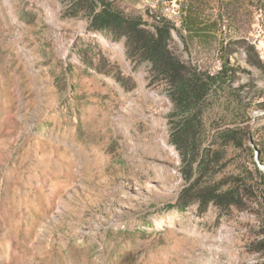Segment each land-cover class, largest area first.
Wrapping results in <instances>:
<instances>
[{
  "label": "rangeland",
  "instance_id": "obj_1",
  "mask_svg": "<svg viewBox=\"0 0 264 264\" xmlns=\"http://www.w3.org/2000/svg\"><path fill=\"white\" fill-rule=\"evenodd\" d=\"M97 1L149 32L170 21L185 77L221 72L222 44L234 74L180 104L125 36L93 27ZM186 1L0 0V264H264V0L222 10L205 45L186 42ZM186 154L205 160L197 180Z\"/></svg>",
  "mask_w": 264,
  "mask_h": 264
},
{
  "label": "trees",
  "instance_id": "obj_2",
  "mask_svg": "<svg viewBox=\"0 0 264 264\" xmlns=\"http://www.w3.org/2000/svg\"><path fill=\"white\" fill-rule=\"evenodd\" d=\"M237 2L238 0H187L183 19L186 42L188 44L198 42L205 45L217 41L220 38L219 31L221 26L226 19L236 20L233 10ZM97 3H100L103 9L97 11L96 4L93 5L94 7L91 9L93 27L99 30H113L116 34L125 36L128 45L133 49H137L141 58H145L152 63V67L158 73L164 74L170 80L173 97L180 104L187 106L200 105L209 87L219 85L223 82L225 76L234 74L229 69L228 58L223 56L226 52V46L222 44L221 53L224 67L221 72L218 74L205 73L202 75L204 79H200V76L196 74L185 77V64L174 57L169 48L171 30L174 28L170 21L164 20L162 24H158L155 27L154 32H149L141 26L140 21L125 16L110 2L97 1ZM222 10H226L227 18L221 12ZM252 50L250 58L261 64L262 60L254 46H252ZM190 127L187 124L186 129L190 130ZM235 137L238 136L236 135ZM175 141L178 145H181L179 139ZM261 145V150L264 151V139H262ZM185 158L188 164L186 170L189 173V177L192 178L195 175L196 180L199 179L207 168L205 160H202L200 166L194 169L191 156L186 154ZM255 166L256 171L264 181L263 171L257 163H255ZM193 191H195V185L187 193L189 194ZM195 193H198L199 200L204 203L210 199L223 203L228 198L227 194H216L213 187L199 189Z\"/></svg>",
  "mask_w": 264,
  "mask_h": 264
},
{
  "label": "water",
  "instance_id": "obj_3",
  "mask_svg": "<svg viewBox=\"0 0 264 264\" xmlns=\"http://www.w3.org/2000/svg\"><path fill=\"white\" fill-rule=\"evenodd\" d=\"M257 162H258L260 169L263 170V172H264V162H262L260 160H258Z\"/></svg>",
  "mask_w": 264,
  "mask_h": 264
}]
</instances>
